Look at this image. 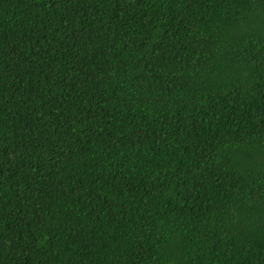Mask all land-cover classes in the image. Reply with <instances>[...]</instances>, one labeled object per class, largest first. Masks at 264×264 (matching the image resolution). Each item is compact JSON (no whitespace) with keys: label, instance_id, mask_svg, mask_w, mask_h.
I'll use <instances>...</instances> for the list:
<instances>
[{"label":"trees","instance_id":"obj_1","mask_svg":"<svg viewBox=\"0 0 264 264\" xmlns=\"http://www.w3.org/2000/svg\"><path fill=\"white\" fill-rule=\"evenodd\" d=\"M0 264H264V0H0Z\"/></svg>","mask_w":264,"mask_h":264}]
</instances>
